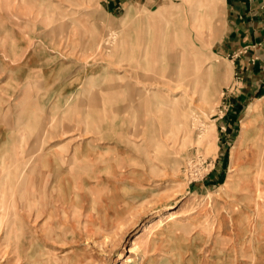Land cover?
I'll use <instances>...</instances> for the list:
<instances>
[{
	"label": "rangeland",
	"instance_id": "374dc122",
	"mask_svg": "<svg viewBox=\"0 0 264 264\" xmlns=\"http://www.w3.org/2000/svg\"><path fill=\"white\" fill-rule=\"evenodd\" d=\"M109 2L0 0V264H264V45Z\"/></svg>",
	"mask_w": 264,
	"mask_h": 264
},
{
	"label": "crops",
	"instance_id": "0c3cea01",
	"mask_svg": "<svg viewBox=\"0 0 264 264\" xmlns=\"http://www.w3.org/2000/svg\"><path fill=\"white\" fill-rule=\"evenodd\" d=\"M109 1V4L114 6V10L121 8L124 3V0ZM225 2L229 7V23L233 26L232 31L238 32L236 27H239L244 40L249 41L252 46H258V49L263 46L264 15L261 8H264V0H225Z\"/></svg>",
	"mask_w": 264,
	"mask_h": 264
},
{
	"label": "bare ground",
	"instance_id": "6f19581e",
	"mask_svg": "<svg viewBox=\"0 0 264 264\" xmlns=\"http://www.w3.org/2000/svg\"><path fill=\"white\" fill-rule=\"evenodd\" d=\"M253 138V141H258L259 139H260V141H262L263 140V137L260 135V136H258V135H256V136H253L252 137ZM263 143H264V141H263ZM258 145L259 144H257L256 146H255V149H256V152L257 153H259V157H260V160H261V163H260V168L258 169V172H261V171H263L264 170V167H263V163H264V144H262L261 145V147H259L258 148ZM260 151H259V150ZM237 164V163H236ZM236 164L234 165H232L234 168H232V170H235V168H236ZM238 171V169L235 171V172H237ZM257 172V170L254 172V171H252L251 172V174H255L254 175V179H255V185H254V189H255V191H257V190H259L260 188H261V186L260 185H258V179L256 178V176H257V174H258V172ZM232 176H234L235 174L234 173H232L231 174ZM251 177V176H250ZM242 180H244V179H242ZM253 185L251 184H244L243 186H241L240 184H236V188H239V190H241L242 189V191H245L246 192V195L247 196H249L250 195V193H251V191L252 190H254L253 188ZM233 190H234V186H233ZM232 190V191H233ZM256 194V193H255ZM256 195H258V194H256ZM231 198H233V197H231ZM238 199V198H237ZM251 199H253V198H251ZM248 201V200H247ZM250 203L251 202H249L248 201V204H247V207H249V205H250ZM246 205V204H245ZM255 206L258 208L257 210H255L254 209V211H253V213L255 214V224L253 225V227H256V226H258V224L259 225H262L261 226V229L262 228H264V221H262V222H259L261 219H263L264 218V211H263V209L261 210V208H262V204H261V201L260 200H256V202H255ZM172 214V213H171ZM170 214V215H171ZM171 217V216H170ZM174 217V216H173ZM244 216H242V220H241V227H245V229H248V225L249 224H246L247 222H245L244 221ZM12 219H13V221H12ZM169 219H171V218H169ZM246 220V219H245ZM19 221H20V218L18 217V216H16V217H13V218H11V220H9L8 221V223H13V224H15L16 225V223H19ZM250 226H251V224H250ZM17 226H15V228H16ZM250 228V227H249ZM10 230L12 231V228H10ZM18 230V229H17ZM258 237V234H257V236L255 235V240L253 241V244H254V242H256V240L258 239L257 238ZM259 240V239H258ZM260 255V252L258 253V251H254L253 252V254H251V256L249 257L250 258V260H249V262L251 263V264H257V260L259 259L258 258V256Z\"/></svg>",
	"mask_w": 264,
	"mask_h": 264
}]
</instances>
